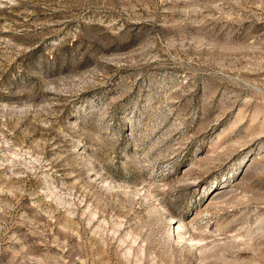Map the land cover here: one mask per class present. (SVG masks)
<instances>
[{
	"label": "rangeland",
	"instance_id": "1",
	"mask_svg": "<svg viewBox=\"0 0 264 264\" xmlns=\"http://www.w3.org/2000/svg\"><path fill=\"white\" fill-rule=\"evenodd\" d=\"M0 264H264V0H0Z\"/></svg>",
	"mask_w": 264,
	"mask_h": 264
}]
</instances>
